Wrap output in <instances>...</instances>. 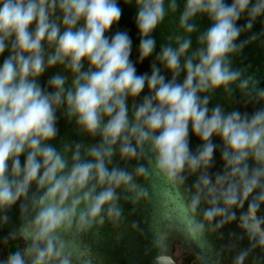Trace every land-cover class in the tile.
Masks as SVG:
<instances>
[{
    "label": "clouds",
    "instance_id": "clouds-1",
    "mask_svg": "<svg viewBox=\"0 0 264 264\" xmlns=\"http://www.w3.org/2000/svg\"><path fill=\"white\" fill-rule=\"evenodd\" d=\"M123 4L136 8L135 61L129 32H113L119 0H0V228L17 209L20 223L5 240L23 241L0 264H96L82 237L105 223L119 228L121 199L137 205L154 192L162 219L197 246L235 223L248 247L232 264L264 253V88L232 67L264 36V0H184L182 10L178 0ZM178 10L177 31L156 52L153 33ZM202 17L210 26L199 32ZM257 20L261 33L238 43ZM149 58V71L138 73ZM218 90L239 91L254 111L210 107ZM58 113L98 142L57 148ZM117 158L136 164L129 170ZM167 240L156 232L152 264H176Z\"/></svg>",
    "mask_w": 264,
    "mask_h": 264
},
{
    "label": "water",
    "instance_id": "water-1",
    "mask_svg": "<svg viewBox=\"0 0 264 264\" xmlns=\"http://www.w3.org/2000/svg\"><path fill=\"white\" fill-rule=\"evenodd\" d=\"M180 10L183 8L184 0H178ZM120 6L123 8V14L119 25L113 28L116 30H127L133 40L132 60L137 59V49L139 44V36L135 27L136 8L133 6H125L123 0H119ZM180 11L175 15H169L164 22L155 30L153 36L156 39V52H159L162 45L167 43L169 35L177 31L178 18ZM264 19V18H262ZM198 25L199 32L206 30L210 25L206 17L197 18L195 21ZM244 23L242 19L239 22ZM262 31V24L257 20L251 32L243 33L238 40L244 41L248 39L253 33L259 34ZM192 36V47L196 48V36ZM7 55V53H5ZM155 55V53H154ZM3 57H0L2 63ZM151 58L146 60L143 64L138 65V73L149 71ZM232 67L234 69L244 70L245 76H254L259 81V87L264 88V36H260L254 42L246 45L243 50L232 57ZM60 69L54 68L45 73L40 79L41 85H44L47 79L59 72ZM216 104L221 105L225 111H231L234 108L247 111L251 114L254 111L253 105L244 106V98L239 91L231 97H228L223 90H218L210 102V107ZM255 107H260L256 105ZM60 116L58 120L59 135L54 141L57 148H60L63 143H71L81 141L85 144L96 143L90 138L80 135L73 123H69L66 119ZM219 143V141H216ZM199 141L196 138L191 139L190 146L193 150L197 147ZM117 163L121 167H128L131 170L136 161H132L125 165L117 158ZM216 166L213 171H219L222 167L220 163L219 152L215 155ZM141 183H144L141 181ZM191 183V179L189 180ZM123 208V222L119 228H113L109 223L100 229L98 234H91L82 237V242L91 247L94 254L97 256L96 264H152L153 257L157 254V249L153 247V240L156 232L168 233L167 244L169 246L170 254L175 258L176 264H184L182 258L188 253H196V258L190 264H232L236 253L248 247L247 239L240 240L242 235L240 229L235 223L227 225L217 233H211L207 236V243L203 246L188 241L179 228L171 221H165L160 215L161 201L158 193H153L151 201H142L137 205L125 201L123 198L120 201ZM264 211V209H262ZM10 222L7 226L0 228V259H5L2 250L3 244L10 240H5L10 231L15 230L20 221L17 209H13L10 213ZM136 222L138 227L133 228L132 224ZM95 231V230H94ZM222 233V236H221ZM235 233V235H232ZM22 241V240H20ZM23 242V241H22ZM235 245V247H230ZM181 246L179 254L177 247ZM253 258L261 261L264 264V253L259 250L250 256L245 264H252Z\"/></svg>",
    "mask_w": 264,
    "mask_h": 264
},
{
    "label": "trees",
    "instance_id": "trees-1",
    "mask_svg": "<svg viewBox=\"0 0 264 264\" xmlns=\"http://www.w3.org/2000/svg\"><path fill=\"white\" fill-rule=\"evenodd\" d=\"M23 247V242L20 240H15V239H10L8 241H6L3 246H2V250L3 253L6 251V253H10L12 251H15L19 248ZM196 258V253L191 252L187 255H185L182 259L183 263L185 264H189L191 263L194 259Z\"/></svg>",
    "mask_w": 264,
    "mask_h": 264
},
{
    "label": "rangeland",
    "instance_id": "rangeland-1",
    "mask_svg": "<svg viewBox=\"0 0 264 264\" xmlns=\"http://www.w3.org/2000/svg\"><path fill=\"white\" fill-rule=\"evenodd\" d=\"M180 250H181V246H178V247H177V253H178V254H179ZM7 255H8V253H6V251H5V252H4V257L6 258ZM182 260H183V259H182Z\"/></svg>",
    "mask_w": 264,
    "mask_h": 264
},
{
    "label": "flooded vegetation",
    "instance_id": "flooded-vegetation-1",
    "mask_svg": "<svg viewBox=\"0 0 264 264\" xmlns=\"http://www.w3.org/2000/svg\"><path fill=\"white\" fill-rule=\"evenodd\" d=\"M189 254V253H188ZM185 264V263H184ZM190 264V263H189Z\"/></svg>",
    "mask_w": 264,
    "mask_h": 264
}]
</instances>
